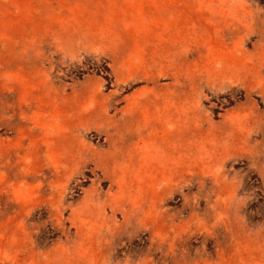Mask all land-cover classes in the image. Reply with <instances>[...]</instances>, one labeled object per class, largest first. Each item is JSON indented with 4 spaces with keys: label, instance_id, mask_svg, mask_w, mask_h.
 <instances>
[{
    "label": "rangeland",
    "instance_id": "374dc122",
    "mask_svg": "<svg viewBox=\"0 0 264 264\" xmlns=\"http://www.w3.org/2000/svg\"><path fill=\"white\" fill-rule=\"evenodd\" d=\"M0 264H264V0H0Z\"/></svg>",
    "mask_w": 264,
    "mask_h": 264
}]
</instances>
